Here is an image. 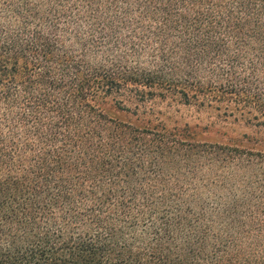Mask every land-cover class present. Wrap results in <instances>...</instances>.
Masks as SVG:
<instances>
[{"label": "trees", "instance_id": "trees-1", "mask_svg": "<svg viewBox=\"0 0 264 264\" xmlns=\"http://www.w3.org/2000/svg\"><path fill=\"white\" fill-rule=\"evenodd\" d=\"M260 128L264 0H0V264H264Z\"/></svg>", "mask_w": 264, "mask_h": 264}, {"label": "rangeland", "instance_id": "rangeland-1", "mask_svg": "<svg viewBox=\"0 0 264 264\" xmlns=\"http://www.w3.org/2000/svg\"><path fill=\"white\" fill-rule=\"evenodd\" d=\"M239 128L240 129H236L237 131H235V132H239V131L240 132L249 131L248 128H245L243 126H239ZM257 131H259V132L256 134V139L257 140H260L261 139V141H257V142H254V141L247 142V141H245L243 144H247L249 146H259L261 148H264V128H262L261 130H257ZM222 138L226 139V138H229V137L224 136Z\"/></svg>", "mask_w": 264, "mask_h": 264}]
</instances>
